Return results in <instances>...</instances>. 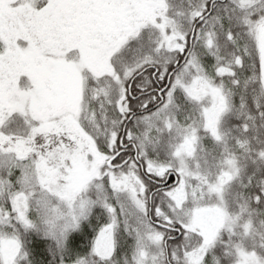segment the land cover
I'll use <instances>...</instances> for the list:
<instances>
[{
	"label": "snow or ice",
	"instance_id": "snow-or-ice-1",
	"mask_svg": "<svg viewBox=\"0 0 264 264\" xmlns=\"http://www.w3.org/2000/svg\"><path fill=\"white\" fill-rule=\"evenodd\" d=\"M0 264H264V0H0Z\"/></svg>",
	"mask_w": 264,
	"mask_h": 264
}]
</instances>
